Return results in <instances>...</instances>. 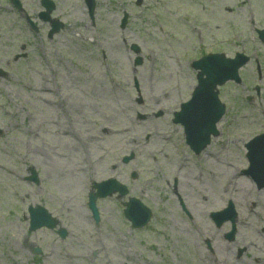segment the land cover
<instances>
[{
    "label": "rangeland",
    "instance_id": "obj_1",
    "mask_svg": "<svg viewBox=\"0 0 264 264\" xmlns=\"http://www.w3.org/2000/svg\"><path fill=\"white\" fill-rule=\"evenodd\" d=\"M20 1L31 17L42 8ZM52 1L64 28L49 39L48 25L39 21L33 33L0 0V264H264V189L242 174L244 144L264 131V44L255 31L264 0H96L93 21L84 0ZM236 51L251 61L240 85L220 88L219 135L195 156L172 123L195 85L190 63ZM30 169L37 183L23 180ZM109 178L152 210L145 228H131L127 196L116 194L97 199L93 220L88 193ZM229 201L239 214L232 242L209 218ZM29 204L45 207L55 227L29 230Z\"/></svg>",
    "mask_w": 264,
    "mask_h": 264
},
{
    "label": "water",
    "instance_id": "obj_2",
    "mask_svg": "<svg viewBox=\"0 0 264 264\" xmlns=\"http://www.w3.org/2000/svg\"><path fill=\"white\" fill-rule=\"evenodd\" d=\"M125 19H123L124 24ZM57 29V28H56ZM54 29V31L56 30ZM260 38L264 41V31L260 32ZM247 60L246 57L238 55L234 60L224 59L223 55H208L197 62L193 63V67L199 70L198 86L196 87L192 99L182 106L179 114V120L185 127L188 142L196 151L203 148L209 140L210 134H215V124L223 113V105L214 91L215 86L224 83L228 79L237 78V68ZM249 153L247 155L251 162L249 170L255 171L261 168V176H264V136H259L251 141L248 145ZM108 183L110 184L108 186ZM125 193L124 186L108 181L98 185V192L92 193L90 196V207L94 208V201L97 196H105L113 191ZM127 217L132 221L134 227L142 226L149 219V212L141 206L137 200H131L128 203ZM32 221L31 228L40 225L52 226L51 218L42 208L31 211ZM224 218L234 219L236 214L231 210V206L223 211L213 214L214 218L222 216ZM96 216V212H95ZM53 222V221H52ZM51 223V224H50Z\"/></svg>",
    "mask_w": 264,
    "mask_h": 264
}]
</instances>
